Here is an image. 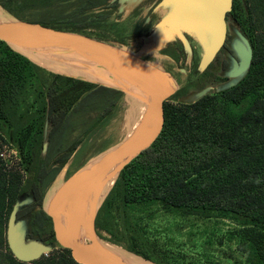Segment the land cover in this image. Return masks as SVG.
Returning a JSON list of instances; mask_svg holds the SVG:
<instances>
[{
	"label": "trees",
	"instance_id": "obj_1",
	"mask_svg": "<svg viewBox=\"0 0 264 264\" xmlns=\"http://www.w3.org/2000/svg\"><path fill=\"white\" fill-rule=\"evenodd\" d=\"M52 1L62 0H0V5L20 16L17 11ZM104 3L86 0L68 20L37 22L111 41L94 30L108 17L95 12ZM230 16L252 45L249 70L235 85L195 101L166 100L159 135L121 170L97 213L96 228L111 242L157 264L169 263L148 251L155 245L136 214L153 205L173 214L237 220L241 227L228 238L237 239L246 264H264V0H234ZM163 52L187 66L182 47L179 54L173 48ZM121 97L113 87L49 71L0 39V140L11 143L20 158L19 167L10 169L0 157V264H80L57 242L43 198L79 146L107 126ZM86 106L97 111L94 120L66 145L73 114ZM27 198L18 211L19 219L29 217L27 238L60 246V252L22 262L8 247L6 228L13 205Z\"/></svg>",
	"mask_w": 264,
	"mask_h": 264
},
{
	"label": "water",
	"instance_id": "obj_2",
	"mask_svg": "<svg viewBox=\"0 0 264 264\" xmlns=\"http://www.w3.org/2000/svg\"><path fill=\"white\" fill-rule=\"evenodd\" d=\"M168 2L169 0H162L159 5ZM233 3L234 0H178L176 7L161 20L160 24H175L181 27L180 32H192L199 39L208 36L209 42L200 58L199 66L204 70L225 45L228 33L226 19L233 9ZM207 27L213 29L212 37L203 29ZM180 37L185 39L183 36ZM0 39L25 56L27 55L19 48L28 52L58 48L78 53L96 61L111 80L120 83L118 88L122 86L126 88L130 84L141 89L148 97L147 107L133 133L118 145L98 154L96 158L78 168L48 199L44 200L43 206L44 211L52 219L57 242L71 251L76 262L127 264L121 256L105 245L103 242L105 240L99 237L95 227L97 213L112 189L103 197L109 181L112 178L116 181L121 170L149 147L159 135L163 126L164 103L179 89L178 81L169 71L123 44L82 32L58 29L40 22L17 18L0 19ZM231 47L234 55L225 72L229 80L217 90L235 85L252 63V45L238 26L234 28ZM68 76L99 83L82 76ZM99 84L117 88L105 83ZM208 92L209 87L194 92L190 102ZM44 147L46 149L47 145ZM29 202L30 199L27 198L13 205L6 228L8 247L14 257L22 262L39 259L54 247L39 239L27 238L29 230L24 226L26 220L18 218V211Z\"/></svg>",
	"mask_w": 264,
	"mask_h": 264
},
{
	"label": "rangeland",
	"instance_id": "obj_3",
	"mask_svg": "<svg viewBox=\"0 0 264 264\" xmlns=\"http://www.w3.org/2000/svg\"><path fill=\"white\" fill-rule=\"evenodd\" d=\"M85 1H52L48 4L17 11L21 17L8 12L0 5V19L25 18L23 20H36L35 22L37 20L45 22L53 20L65 21L68 20L67 17L70 13ZM96 1L101 2L105 0ZM106 1L108 4L116 3V7L112 5L108 9L109 24H102L100 29H94L95 32L106 35L111 42L123 44L130 50L154 61L171 74L173 73L183 83V88L176 95V98L172 99L173 97H170L168 100L175 104L190 102L193 93L200 89H191L193 87L191 86L190 92L186 86L198 77L199 74L203 73V70L199 68L200 58L208 45V36L206 35L203 39H199L192 32H180L181 27L175 24H160L161 20L176 7L177 0H169L168 3L162 5H159L162 0ZM136 22H141L142 28L137 36H133L131 35L132 27ZM180 36H183L185 39L183 40ZM230 43H232V38L230 39ZM174 44H179L184 49V62L187 66H180L178 62L169 60L168 55L161 50L162 47V49H165ZM214 63L215 60L211 64L213 65ZM219 69L220 62H217L212 71L216 72ZM215 77H217L215 84L207 83L205 86L209 87V91L217 90L227 82L221 74H216ZM114 89L122 92L115 115L107 126L95 134L86 145L82 143L79 146L70 162L59 173L56 181L46 190L47 193L44 195V200L53 194L55 189L62 183V180L74 168L75 170L70 175L89 160L96 158L95 156L98 154L105 153L108 149L118 145L125 139L128 127L138 116V106L133 101L134 99L130 95L131 92H128L125 87L122 86V88L117 87ZM92 106L99 107L97 102L92 104ZM96 113L97 111L89 112V107L86 106L78 109L73 114L72 131L68 133L66 145L76 140L87 129L94 120ZM5 143L3 139L0 140V150H5L6 167L10 169L14 167L18 168V161L14 157L15 154L10 150V146L6 147L4 145L2 147ZM136 214L142 217L141 225L144 236L157 249L155 252L154 247H149L148 251L153 255H159L169 264H246L245 255L237 249V239L230 240L228 238L231 231L241 227V224L235 219L221 217L218 214H213L209 217L173 214L165 211L159 205L138 209ZM20 219L26 220L24 226L30 230L29 217L26 216ZM97 233L103 240L111 242L110 236L107 233L98 229ZM117 246L128 251L118 244ZM58 252H60V246H54L51 251L42 256ZM132 254L141 264H157L143 256L141 257L135 253Z\"/></svg>",
	"mask_w": 264,
	"mask_h": 264
},
{
	"label": "bare ground",
	"instance_id": "obj_4",
	"mask_svg": "<svg viewBox=\"0 0 264 264\" xmlns=\"http://www.w3.org/2000/svg\"><path fill=\"white\" fill-rule=\"evenodd\" d=\"M203 29L206 30L205 32L209 36L212 37L214 35V31L212 28L207 27ZM14 47L18 49V47ZM19 49L27 56H29L33 61L47 68L48 70L67 75L82 76L116 87H118L120 84L119 82L111 80L107 76V72L104 69L99 68L98 63L96 61L84 57L78 53L61 50L58 48H53L50 50H36L31 52L25 51L21 48ZM126 89L128 92H131L130 95L133 97V101L138 106V116L136 120L128 127L125 139H127L133 133L137 125L140 123L148 102V97L141 89L130 84L127 85ZM114 182L115 178H112L109 181L105 193L103 194V197L112 188ZM103 242L110 250L121 256L125 263L141 264L131 252L123 250L113 243L107 241Z\"/></svg>",
	"mask_w": 264,
	"mask_h": 264
},
{
	"label": "flooded vegetation",
	"instance_id": "obj_5",
	"mask_svg": "<svg viewBox=\"0 0 264 264\" xmlns=\"http://www.w3.org/2000/svg\"><path fill=\"white\" fill-rule=\"evenodd\" d=\"M112 5L114 7H116V3L115 4H108L107 1H106V3H104L103 5H100L95 10V12H104L108 16L107 19H100L102 24H109V22H108L109 21V15H108L107 12H108V9L112 7ZM226 20L228 22V33H227V39H226L225 45L223 46V48L220 50V52L217 54L216 58L214 59L215 60V63L213 65L210 64L207 68H205L203 70V73L202 74H199L198 77H196L195 79H193L192 82H189L188 83V86H186L188 88L187 89L188 91H190L191 89H194V88H196V89L197 88H199V89L204 88L207 83L215 84L216 81H217V77H215L216 74H218V75L221 74L224 77L223 79H226L227 81L229 80V78L226 77V76H224V74H225V72L227 71V69L229 67V61L231 60L232 56L234 55L233 49L231 47L230 39L233 36V31H234V28L236 27V21H235V19H232L231 18L230 13H228ZM141 25H142L141 22H136L133 25V27H132V33H131V35L137 36L141 32L140 31L141 28H142ZM167 48H173L176 51V53L179 54L180 53L181 46L179 44H174L172 46H168ZM167 57L169 58V60L175 61L173 58H171L169 56H167ZM144 58H146V57L144 56ZM217 62H220V69L218 71H216V72H213L212 71V68L214 67V65ZM197 70H198V67H197ZM172 75H173V73H172ZM173 76L176 78V80L178 81L179 86H180L179 89L175 92V94L171 96V97H174V96L176 97V95H178V93H180V91L182 90L183 83L180 82L179 78H177L175 75H173ZM184 86H185V84H184ZM191 86H193V87H191ZM190 87H191V89H190ZM183 91H185V90H183ZM74 170H75V168L71 172H73ZM59 173L53 178L52 183L54 181H56V179L59 176ZM70 173H69V175H67L62 180V182L64 180H66L70 176ZM46 193L47 192H45V194ZM44 203L45 202H44V198H43V203H42L43 206H44ZM52 225H53V223H52ZM95 227H96V224H95Z\"/></svg>",
	"mask_w": 264,
	"mask_h": 264
},
{
	"label": "built area",
	"instance_id": "obj_6",
	"mask_svg": "<svg viewBox=\"0 0 264 264\" xmlns=\"http://www.w3.org/2000/svg\"><path fill=\"white\" fill-rule=\"evenodd\" d=\"M4 145L7 147V146H10V150L15 154V158L17 159V161L19 162L20 161V158H19V153L18 151L16 150V148L11 144V143H5L2 145V147H4ZM5 150H0V157L1 159L6 163L7 161H5V153H4Z\"/></svg>",
	"mask_w": 264,
	"mask_h": 264
}]
</instances>
